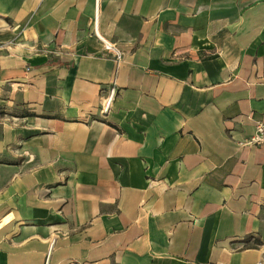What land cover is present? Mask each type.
Listing matches in <instances>:
<instances>
[{"label": "crops", "instance_id": "1", "mask_svg": "<svg viewBox=\"0 0 264 264\" xmlns=\"http://www.w3.org/2000/svg\"><path fill=\"white\" fill-rule=\"evenodd\" d=\"M0 46V264H264V0H0Z\"/></svg>", "mask_w": 264, "mask_h": 264}, {"label": "built area", "instance_id": "2", "mask_svg": "<svg viewBox=\"0 0 264 264\" xmlns=\"http://www.w3.org/2000/svg\"><path fill=\"white\" fill-rule=\"evenodd\" d=\"M100 39V38H99ZM104 44V50L111 54V57L116 65V71L118 70L122 62V53L114 47V45L108 44L100 39ZM2 46H0V49ZM115 96V83L113 82L112 88L109 91L108 96L103 100L102 112L106 113L112 103L113 97ZM243 146L264 148V123H257L254 135L248 139Z\"/></svg>", "mask_w": 264, "mask_h": 264}, {"label": "water", "instance_id": "3", "mask_svg": "<svg viewBox=\"0 0 264 264\" xmlns=\"http://www.w3.org/2000/svg\"><path fill=\"white\" fill-rule=\"evenodd\" d=\"M263 261H264V259H263Z\"/></svg>", "mask_w": 264, "mask_h": 264}]
</instances>
